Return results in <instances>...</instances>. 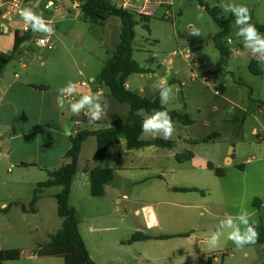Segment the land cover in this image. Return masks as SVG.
<instances>
[{"label": "rangeland", "instance_id": "1", "mask_svg": "<svg viewBox=\"0 0 264 264\" xmlns=\"http://www.w3.org/2000/svg\"><path fill=\"white\" fill-rule=\"evenodd\" d=\"M111 1L114 6L131 11L137 21L133 60L146 73L131 75L129 89L153 98L158 91L156 85L166 79L175 87L172 98L163 106L189 115L193 124L173 122L175 131L169 140L175 143L174 147H156L151 150L155 153L149 156L151 153L147 151V157L141 159L136 155L143 149L126 154L123 138L111 146L106 158L94 161L95 139L87 138L79 164L84 166L91 160L93 166L112 168L115 183L121 186V205L117 207L110 196L96 198L90 188L82 191L74 185L70 206L78 211L80 233L96 261L92 259L96 264H207L208 258L213 257V264H263L264 245L237 248L222 238L221 246L210 250L206 243L219 219L226 214L235 215L244 208L259 222L264 213V208L257 212L260 209L254 200L256 196L264 200V195H260L264 190V162H258L253 152L263 147L258 137L264 138V110L252 101L251 92L259 97L264 81L249 68L254 57L243 38L236 35L237 26L232 23L229 36L232 42L228 43L229 37L224 39L232 53L227 64L218 68L221 55L213 39L221 28L197 0H153L149 4L145 0ZM204 1L210 8H217L224 20L231 14L223 10L222 4L246 5L251 12V23L264 25V0ZM143 15H150V20L146 22ZM119 25L121 20L117 17L94 24L80 16L66 24L67 30L54 28L53 37H82L71 48L78 59L76 74L70 78L63 74L54 84L62 87L69 81L78 84L93 78L91 85H95L119 43ZM193 27L200 30V36L189 35ZM34 50L44 58H50L56 51L38 47ZM30 55L29 60L34 58L32 52ZM36 62L39 63L38 59ZM106 90L109 93L107 87ZM127 111L125 108L122 116ZM140 115L144 119L148 114L141 111ZM113 118L107 114L101 121L112 123ZM77 120L88 118L79 115ZM110 127L82 123L79 131ZM67 129L74 134V123L70 121ZM156 138L162 137L142 134L144 140ZM232 146L235 159L230 164V158L225 159L233 154ZM209 162L223 168L226 175L218 177L207 168ZM87 164L91 166L90 162ZM9 168L10 164L0 162V250L22 251L21 259L10 261L12 264H65L60 257H34V252L50 243L62 227L55 198L62 187L45 189L39 202V216L24 215L23 207L33 210L36 206L31 205L35 191L39 183L47 181L50 169L17 168L11 174ZM176 188L198 191L176 192ZM122 193L128 196L127 200ZM3 204L11 208L9 215L3 211ZM153 216L158 224L148 230L149 222L154 223ZM91 226L94 230H90ZM137 232L170 238L129 244Z\"/></svg>", "mask_w": 264, "mask_h": 264}, {"label": "crops", "instance_id": "2", "mask_svg": "<svg viewBox=\"0 0 264 264\" xmlns=\"http://www.w3.org/2000/svg\"><path fill=\"white\" fill-rule=\"evenodd\" d=\"M48 1L49 0H36V11H42L44 20L47 23L51 24L53 28H62L67 30L65 27L66 24L76 21L80 18V11H75L71 8L74 0L72 2H69L67 0H52L55 3V6L53 7L54 11L52 12V8L50 10L45 9V5ZM146 2L147 0H145V3ZM119 27L121 30V25H119ZM15 31H20L22 34L25 32L21 23L11 24L8 28L0 29V64L9 55H11L14 50ZM40 35L43 34L33 31L31 39L27 42H24L20 46L19 54H16L14 58L8 60L0 73V162L5 161L6 163L10 164L8 172L11 174H13L14 170L17 168H21L26 171L41 170L43 168L50 169L48 170V172L58 169L63 164L69 162V159L65 158V155L71 147V135H75L77 132H79V128L81 127L82 123L93 125L90 124L88 120L79 122L77 120V116L71 113L67 102L65 103L63 108L58 107L56 102L58 89L61 88V86H57L56 84H54V81L59 80L61 78V75L63 74H65V76L69 78L72 74H76L78 59L77 55L71 50V48L74 43H77V41H81L80 39L82 37H52L54 48L50 51H56L55 53H52L50 58H44L40 55V53H35L34 50V47L36 46L33 42L35 38ZM31 52L34 54V58L29 60ZM37 59L39 63L36 62ZM254 60L257 61L256 58H254ZM257 63L259 68L262 70L261 77L264 81V63H260L258 61ZM83 65L85 64L83 63ZM80 74H83V72L80 71ZM66 80L67 79H65V82ZM93 80V78H90L89 82L76 84L78 88V94L73 96L72 99H78L79 94L82 93H100L102 97L107 101V114H111V116H114L112 123L117 119L125 118L129 111L128 107L125 104L119 103V101H117L112 96L110 91L108 93L106 90V86L101 83L98 78L96 80V84L91 85L92 82H94ZM128 81L127 87L129 89ZM36 87L44 88L39 89ZM251 92L252 101L259 108L257 102H264V86L260 89L259 97L254 95V91ZM113 99L116 100V102ZM125 108H127L128 111L125 116H122V112L125 110ZM245 112L247 111L245 110ZM80 115L83 116L84 114L81 113ZM84 117L86 116L84 115ZM70 121L75 125L74 134L69 132V129H67V124ZM102 122L103 121L100 120L95 124L102 127L106 124L110 126L112 125V123L103 124L104 122ZM65 127L68 130L67 133L65 132ZM255 131H257V129H255ZM94 139L95 152H97V142L95 137ZM258 140L261 142L260 145L263 147L259 151H253L257 155L254 157H256V160L258 162H264V138L258 137ZM86 141L83 143V146ZM154 148H156V146L145 147L142 148L143 150L140 149L142 151H140L139 154L136 155L137 158L141 159L147 157V151L151 153L149 155L151 156L156 152L151 151ZM231 149L233 150V154L230 157H226L225 159V161H227L228 158H230V164L233 163L235 159V147L232 146ZM130 151L132 150H128V153L126 154H130ZM96 159L98 158L95 155L93 157V160L96 161ZM79 162L80 157L78 161V172L75 175L71 185L69 204L70 202H72L74 185L77 184V186L80 187L82 191H84V189L85 191L89 188L91 189V177L89 171L99 167V164L97 166H93L91 164V160H87L84 166H81ZM88 162H90L91 166L87 164ZM23 163H26L29 166H22ZM228 163L227 165H229ZM247 163H252V160H247ZM115 180L116 176L113 183L106 186V192L103 197L107 198L110 196L109 198L116 201L115 206L118 207L121 205V186H119V184H116ZM45 189L38 197L36 206L33 210H28L25 207L24 208L26 210L22 209L24 215H40L39 202L40 198L45 193ZM263 193L264 190H261L260 195L263 196ZM122 194H124L122 195V197L127 200L128 196L125 193ZM259 197L260 196H256L254 199L258 209H260L257 212L262 211L264 208V200L260 199ZM73 208L76 210L78 217L77 209L74 206ZM2 209H7V215H9L12 211L11 208L6 204L2 205ZM257 212L254 213V215L257 214ZM136 213L139 214V210H136ZM153 219L154 223L149 222V224H153V226H156L158 224V221L154 216ZM257 223L262 224L264 227V213L260 217V221ZM148 225V230L153 228H149ZM90 230H94L92 226ZM145 235L154 238V236H150L148 234ZM87 248L91 257L94 259L88 245ZM34 254V257H45L40 256L38 254V251L34 252ZM214 260H218V258L215 257Z\"/></svg>", "mask_w": 264, "mask_h": 264}, {"label": "trees", "instance_id": "3", "mask_svg": "<svg viewBox=\"0 0 264 264\" xmlns=\"http://www.w3.org/2000/svg\"><path fill=\"white\" fill-rule=\"evenodd\" d=\"M81 3V18L84 21L94 24H103L109 18L117 17L121 20V30L119 35V43L113 56L105 63L98 80L103 83L110 91L112 96L121 104L129 107L128 114L125 118L114 121L110 128L100 129L97 131H79L75 135H71V147L67 151L65 158L69 159L68 163L54 171H49V179L39 183L35 191L31 205H35L38 195L45 188L55 186L62 187L61 192L55 195L58 203V215L63 219L61 229L52 237V242L48 245L40 247L38 254L45 257H60L63 258L65 264H96L92 259L86 243L81 236L79 230V220L76 210L70 206L71 185L75 175L78 172V161L82 151L83 143L90 136H94L97 142L96 157L104 159L108 156L109 149L115 144H119L121 139L126 140L128 150L142 149L145 147L156 146L165 149H172L175 145L173 141L156 138L152 140L142 139L141 124L143 117L141 111L147 114L154 110L167 111L172 117L173 122L179 121L185 126L193 124V120L187 114L177 111H170L164 107L159 100L157 91L153 98L145 97L139 93H135L128 89L127 81L133 74H142L146 71L133 60V41L135 39V26L137 21L133 13L124 7L114 6L110 0H78ZM153 1V0H150ZM214 19L221 31L214 36V43L219 50L221 59L217 67L227 64L231 55V50L225 45L224 39L231 34L232 23L234 17L231 15L227 20L219 17L217 8H210L204 0H197ZM146 22L150 20V15H143ZM260 33L264 34V25L254 24ZM145 27L150 31L148 25ZM33 31L30 29L23 34L20 31H15V47L11 55H9L0 64V73L7 61L14 58L20 52V46L31 39ZM250 70L256 75H261L262 70L259 68L256 60L250 63ZM42 89L44 87H36ZM260 109L264 110V102H257ZM192 156V155H191ZM22 166H29L23 163ZM207 168L214 171L218 177H224L226 171L223 168H217L213 163L209 162ZM91 177V195L96 198L103 197L106 192V186L112 184L115 179V172L112 168L97 167L89 171ZM176 192H196L195 188H176ZM24 210H26L23 207ZM34 209V208H33ZM4 212L7 209L3 210ZM2 211V212H3ZM259 239L249 246H257L264 244V227L258 223ZM188 237V236H186ZM170 236L149 237L141 232L135 233L128 241L129 244L145 241L149 239H166ZM22 251L20 249L0 250V264L6 261L20 260ZM207 264H213V257L208 258ZM264 264V263H263Z\"/></svg>", "mask_w": 264, "mask_h": 264}, {"label": "clouds", "instance_id": "4", "mask_svg": "<svg viewBox=\"0 0 264 264\" xmlns=\"http://www.w3.org/2000/svg\"><path fill=\"white\" fill-rule=\"evenodd\" d=\"M222 8L226 13H230L234 17V23L238 29L236 35L243 38L245 47L258 62L264 63V34L260 33L256 26L251 23L249 8L246 5L233 2L222 4ZM19 15L26 28L46 36L53 34V26L47 23L41 14H37L33 8L20 9ZM189 35L200 36V30L193 27ZM231 42L229 37L228 43ZM174 87L169 85L166 79H161L156 85L162 105L170 101ZM77 94V85L69 81L65 86L58 89L57 106L63 108L67 102L73 115L79 116L83 113L90 124H95L107 115V101L100 93H82L79 94L78 99L73 100L72 97ZM174 131L172 117L164 110H154L145 116L141 124L142 134L152 137L160 136L164 140L171 139ZM148 227H153V224H149ZM222 238L231 241L237 248L253 245L259 239L258 223L251 218L249 211L244 208H241L235 215L226 214L219 219L215 230L208 235L206 240L208 248L210 250L219 248ZM5 264H12V262L6 261Z\"/></svg>", "mask_w": 264, "mask_h": 264}, {"label": "built area", "instance_id": "5", "mask_svg": "<svg viewBox=\"0 0 264 264\" xmlns=\"http://www.w3.org/2000/svg\"><path fill=\"white\" fill-rule=\"evenodd\" d=\"M35 1L36 0H0V29L8 28L11 24L21 23L25 32L29 31L30 28H26L19 15V11L26 7H31L35 11L37 9ZM150 2V0H147L146 4ZM54 6V1L49 0L45 5V9L50 10ZM71 8L81 12V3L78 0H74ZM52 37L53 34L50 36L43 34L36 37L33 43L38 48L52 50L54 48Z\"/></svg>", "mask_w": 264, "mask_h": 264}]
</instances>
